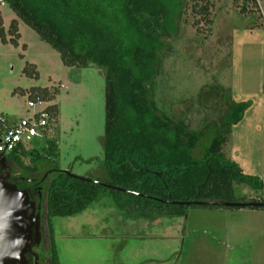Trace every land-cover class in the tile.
<instances>
[{
  "label": "rangeland",
  "instance_id": "374dc122",
  "mask_svg": "<svg viewBox=\"0 0 264 264\" xmlns=\"http://www.w3.org/2000/svg\"><path fill=\"white\" fill-rule=\"evenodd\" d=\"M209 2V30L201 21L194 26L187 9L175 34L164 41L153 81L155 99L190 129H204L197 155L216 129L227 125L228 105L246 101L222 151L243 173L264 181V0ZM0 18V113L13 121L56 104L58 115L48 130L57 144L54 165L78 177L106 179L101 165V73L94 66H64L58 53L4 3ZM12 19L17 21L16 44L6 32ZM38 88L56 89L55 98L28 108V95ZM44 143L34 136L23 145L38 149ZM38 192L44 194L43 183ZM259 193L235 185L236 196ZM258 209H224L226 223L204 229L209 209L188 207L183 215L158 214L148 220L143 217L147 211L116 203L105 191L79 213L50 217L48 232L59 264H264V206ZM216 219L221 218L210 217ZM228 230L230 236H221ZM34 251L47 262L49 247L34 245ZM40 258L38 264H44Z\"/></svg>",
  "mask_w": 264,
  "mask_h": 264
},
{
  "label": "trees",
  "instance_id": "16d2710c",
  "mask_svg": "<svg viewBox=\"0 0 264 264\" xmlns=\"http://www.w3.org/2000/svg\"><path fill=\"white\" fill-rule=\"evenodd\" d=\"M2 2L58 53L64 66H94L103 78L101 165L106 179L78 177L69 170L66 174L54 165L57 144L48 134L58 115L54 103L42 108L47 115L42 133L44 145L29 149L19 144L4 156L23 178L16 183L17 188L29 181L45 185L44 216L49 231L50 217L79 213L105 191L116 203L147 211L143 217L148 220L158 214L165 217L183 215L188 207H263L212 204L263 202L264 181L256 175L243 173L222 151L230 126L241 120L247 102L228 105L224 116L227 125L219 126L197 155L194 150L204 129H190L180 117L168 114L155 99L157 90L153 81L159 56L165 48L164 41L175 34L187 9L194 26L201 21L209 30V0ZM241 6L243 10L244 5ZM6 32L11 36L9 41L16 44L15 19L9 22ZM0 40L4 42L1 18ZM56 92L54 88H38L32 90L28 98L51 102ZM235 185H244L260 193L258 197L236 196ZM48 262L59 264L50 235Z\"/></svg>",
  "mask_w": 264,
  "mask_h": 264
},
{
  "label": "water",
  "instance_id": "95a60500",
  "mask_svg": "<svg viewBox=\"0 0 264 264\" xmlns=\"http://www.w3.org/2000/svg\"><path fill=\"white\" fill-rule=\"evenodd\" d=\"M4 161L5 157L1 155L0 163ZM60 171L68 174L67 170ZM24 180L28 181L29 179ZM99 184L105 187L108 186L103 183ZM18 193H22V197ZM178 203L188 204L189 202ZM212 204L264 206L263 203L252 202L240 204L212 202ZM36 209H38V205H35L34 201L30 199L25 189H18L14 184L0 177V255L3 256V259H0V264H28L27 254L33 256V264H36L37 255L31 251V247L37 245L40 238L38 231L39 214L35 212ZM18 237H23L24 244L22 247L16 243ZM16 251H19L20 258H9Z\"/></svg>",
  "mask_w": 264,
  "mask_h": 264
},
{
  "label": "built area",
  "instance_id": "2783aa9c",
  "mask_svg": "<svg viewBox=\"0 0 264 264\" xmlns=\"http://www.w3.org/2000/svg\"><path fill=\"white\" fill-rule=\"evenodd\" d=\"M0 0V4H2ZM40 101L27 100V107L32 108ZM47 115L43 109L32 111L27 117L10 121L0 113V156H5L19 144H24L31 137H41L46 126ZM264 205V198L262 200Z\"/></svg>",
  "mask_w": 264,
  "mask_h": 264
},
{
  "label": "flooded vegetation",
  "instance_id": "af4514ba",
  "mask_svg": "<svg viewBox=\"0 0 264 264\" xmlns=\"http://www.w3.org/2000/svg\"><path fill=\"white\" fill-rule=\"evenodd\" d=\"M0 177L5 179L9 183L14 184L15 186H16V183L22 179L21 175L16 170V166L12 162L8 161L6 158L4 162L0 163ZM29 179L35 180V178L34 179L29 178ZM18 189H25L27 193L29 194L30 199L34 201L35 205H38V209L35 210V212H38L39 214L38 231L40 234L39 236L40 238H39V242L37 246L44 245L46 247H49V232H48L49 229L47 228L46 218L44 216V194L42 195L38 192L39 185L36 183V181H29L27 185H23L21 188H18ZM31 251L35 252L34 246L31 247ZM26 256L28 259V264H33L34 262L33 256L31 254H27ZM44 260L45 259H43L42 261L44 262ZM36 264H38V256L36 259ZM44 264H49L48 259H47V262L45 260Z\"/></svg>",
  "mask_w": 264,
  "mask_h": 264
},
{
  "label": "crops",
  "instance_id": "0c3cea01",
  "mask_svg": "<svg viewBox=\"0 0 264 264\" xmlns=\"http://www.w3.org/2000/svg\"><path fill=\"white\" fill-rule=\"evenodd\" d=\"M13 121H15V120H13ZM44 135H42L41 137L43 138V139H45L44 137H43ZM224 209H228V208H216V209H209L208 210V217L206 216H204V229H205V227L206 226H209L210 228H212V229H217V227H219L220 225V223L221 224H225L226 223V219H222L223 218V216L225 215V213L226 212H224ZM239 209V208H238ZM254 210H258V211H260V209H258V208H253ZM262 210V209H261ZM227 211H229V210H227ZM205 215V214H204ZM211 216H215V217H217V218H221L220 220L219 219H216V220H214V221H212V220H210V217ZM205 219H209V220H205ZM219 222V223H218ZM229 226V228H231L232 226H230V225H228ZM146 227H148V226H146ZM232 232V231H231ZM134 233V232H133ZM133 233H131L132 235H133V237L135 238V236H137V234H133ZM226 234H228L229 236H230V231L228 230V231H226L224 234H221V236L222 235H226ZM138 236H140L139 234H138ZM226 238V237H225ZM205 242V241H204Z\"/></svg>",
  "mask_w": 264,
  "mask_h": 264
},
{
  "label": "clouds",
  "instance_id": "9594fccd",
  "mask_svg": "<svg viewBox=\"0 0 264 264\" xmlns=\"http://www.w3.org/2000/svg\"><path fill=\"white\" fill-rule=\"evenodd\" d=\"M18 195H20L22 197V193H18ZM16 243L22 247L23 244H24V240H23V237H18L16 238ZM9 258H12V259H19L20 258V254H19V251H16L14 253H12V255L9 257ZM0 259H3V256L0 255Z\"/></svg>",
  "mask_w": 264,
  "mask_h": 264
}]
</instances>
